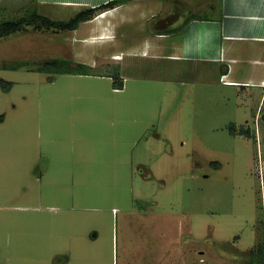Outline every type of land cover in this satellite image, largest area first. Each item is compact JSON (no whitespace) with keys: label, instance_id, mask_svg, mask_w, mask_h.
<instances>
[{"label":"rangeland","instance_id":"1","mask_svg":"<svg viewBox=\"0 0 264 264\" xmlns=\"http://www.w3.org/2000/svg\"><path fill=\"white\" fill-rule=\"evenodd\" d=\"M183 2L161 0L169 26L191 13ZM39 7L0 0V21L35 9L57 20L75 14ZM84 36L31 24L0 38V264H51L49 248L42 261L33 246L59 241L51 229L65 209L71 241L98 231L106 264L112 254L122 264L125 248L160 257L166 244L177 263L264 264V148L254 119L219 99L203 61L117 59L124 48ZM53 59L70 65L45 70ZM249 126L253 135H237Z\"/></svg>","mask_w":264,"mask_h":264},{"label":"crops","instance_id":"2","mask_svg":"<svg viewBox=\"0 0 264 264\" xmlns=\"http://www.w3.org/2000/svg\"><path fill=\"white\" fill-rule=\"evenodd\" d=\"M37 1L38 9L65 8L76 14L82 9L95 8L111 0ZM185 1L179 0L183 4H190L188 0ZM191 6V13L180 24L169 26L170 20L162 17L160 12L161 0H130L82 22L72 31L84 33L83 40L97 41L104 46L112 44L117 46L114 48L117 51L124 48L113 53L112 56L117 59L126 53H136L150 58L197 59L207 63L211 81L221 85L219 99L235 101L234 104L245 111L247 123L254 119V137L259 151L263 153L264 0H195ZM154 23H161L165 27L157 28ZM125 26H132L130 32L122 30ZM138 33L143 38H136ZM126 35L130 36V43L126 42L128 44L124 46L122 38ZM247 130L253 135L251 126ZM237 135L247 136L244 133ZM262 161L264 163V156ZM73 218V213L66 209L56 216L57 225L52 227L51 232L60 233L59 241L49 245L34 244L37 257L44 261L45 250L49 248L51 264H106L104 245L102 248V243L96 242L98 231L93 232L87 242L71 241L74 235L72 229H68L67 222H73ZM167 246H162V251L164 247L167 251L160 257L155 256L152 248H144L143 252L125 248L122 264H197L201 261L181 258L177 263V260H171ZM112 256L111 263L120 264L119 254Z\"/></svg>","mask_w":264,"mask_h":264},{"label":"trees","instance_id":"3","mask_svg":"<svg viewBox=\"0 0 264 264\" xmlns=\"http://www.w3.org/2000/svg\"><path fill=\"white\" fill-rule=\"evenodd\" d=\"M130 0H111L105 4H102L95 8H85L81 11L77 12L72 18L69 20H60L54 19L50 16H47L43 13L37 12L38 10H34L32 13L27 14L26 16L20 17L18 19L12 20H3L0 21V38L5 36H9L13 33L21 31L26 28L27 25H35L37 28H57L61 30H75L79 27L82 22L92 20L101 12L114 8L117 5L123 4ZM70 65V61L65 59H53L46 61L44 64L45 70H56L58 72H64V68ZM83 64L78 63V66H82ZM121 85H124L122 81H119ZM3 87L9 90L13 86L12 81H4L2 82ZM123 87V86H122ZM122 87H115L116 89H120ZM240 133H244L247 136H251L249 134V130L241 131ZM219 164V163H218Z\"/></svg>","mask_w":264,"mask_h":264},{"label":"bare ground","instance_id":"4","mask_svg":"<svg viewBox=\"0 0 264 264\" xmlns=\"http://www.w3.org/2000/svg\"><path fill=\"white\" fill-rule=\"evenodd\" d=\"M34 112V111H33Z\"/></svg>","mask_w":264,"mask_h":264}]
</instances>
